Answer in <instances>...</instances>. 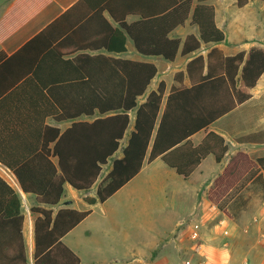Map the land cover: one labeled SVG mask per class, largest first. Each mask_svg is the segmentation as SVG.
<instances>
[{
	"label": "trees",
	"instance_id": "1",
	"mask_svg": "<svg viewBox=\"0 0 264 264\" xmlns=\"http://www.w3.org/2000/svg\"><path fill=\"white\" fill-rule=\"evenodd\" d=\"M210 1L167 0L160 11L149 15L139 11L142 18L131 24L106 3L141 55L172 62L178 54L196 52L184 69L174 73L175 83L168 90L160 81L147 93L158 72L154 62L84 53L68 61L64 40L49 38L46 29L11 55L0 52V163L15 175L23 193L34 196L30 212L36 215L31 263L23 242L21 199L8 185L2 221L17 224L14 236L19 242V258L10 257V263L80 264L63 236L92 212L91 206L137 175L145 162L160 158L188 178L206 156L213 155L216 163L224 159L229 149L226 138L209 127L251 97L264 73V47L227 55L212 46L205 54L197 53L202 44L225 39ZM234 1L242 8L250 0ZM189 17L198 34L184 39L169 35ZM6 29L9 33L13 27ZM48 120L70 124L61 130ZM131 123L121 154L115 156ZM200 131L205 135L195 144L191 136ZM235 140L261 143L264 132ZM108 162L110 168L95 195L83 197L86 208L63 205L66 184L89 191ZM262 172L264 156H259L241 185L249 181L264 185ZM4 246L17 252L14 243Z\"/></svg>",
	"mask_w": 264,
	"mask_h": 264
},
{
	"label": "rangeland",
	"instance_id": "2",
	"mask_svg": "<svg viewBox=\"0 0 264 264\" xmlns=\"http://www.w3.org/2000/svg\"><path fill=\"white\" fill-rule=\"evenodd\" d=\"M228 2L226 24L223 10L218 12V21L224 24L226 34L222 43L224 48L235 50L233 41L239 44L238 48H246L245 41H249L246 39L251 42L256 37L264 36V1L252 0L242 8L237 7L234 0ZM207 50L208 46L205 45L200 52L206 53ZM151 59L157 65L158 72L148 90L155 88L160 81L165 82L168 90L175 83L174 73L184 69L185 57L179 55L172 63L159 57ZM260 85L251 101L240 105L213 126L224 132L229 144L219 166L221 171L202 183L200 194L204 199L201 215L212 219L216 214L215 219L219 222L216 249H212L209 240L205 239L208 237L210 220L204 224L197 222L188 227L185 234L188 237L195 234L194 231L200 232L205 239V252L199 254L194 250V254H187L185 261H179L175 254L178 247L171 241L165 248L172 256L169 264H264V185L258 181H249L244 185L240 183L242 177L256 167V158L264 156V142L235 140L251 132H264V79ZM145 95L138 98V103ZM133 116L134 112H131L132 119ZM131 127L132 123L115 156H120ZM109 168L110 162L103 166L98 181L89 191L70 188L74 196L71 202L73 207H87L82 200L85 193L95 195L97 184ZM262 176L264 179V172ZM189 193V186L182 176L160 158L145 162L140 172L112 196L91 206L93 214L71 235L75 241L80 240V264H142L145 259L139 254L145 253L156 241L160 243V238L167 236L178 221L177 213L187 209L188 203L185 201ZM86 228L91 230L90 235L84 233ZM183 228L179 226V229ZM195 235L192 236L196 238ZM193 237L192 244L195 240Z\"/></svg>",
	"mask_w": 264,
	"mask_h": 264
},
{
	"label": "crops",
	"instance_id": "3",
	"mask_svg": "<svg viewBox=\"0 0 264 264\" xmlns=\"http://www.w3.org/2000/svg\"><path fill=\"white\" fill-rule=\"evenodd\" d=\"M210 2L215 8V19L217 25L223 29L224 24H220L218 21V12L221 9L223 10V13L226 15V24V11L227 4L229 2L228 0H211ZM250 2H252V0H250L249 3ZM106 3L116 10L118 18H123L126 24H131L142 18L139 11L142 10L148 15L156 11H160L162 7L167 5V0H3L0 1V52H4L6 55H11L23 44L36 36L39 32L46 29L47 36L49 38L55 37L57 39L56 41L59 42L64 40L63 46L66 52L64 59L68 61H71L75 56L84 53L91 56L104 55L116 59L125 58L154 62L151 59L153 57H145L137 51L133 40L126 33V30L120 24L119 20L115 19L113 14L106 7ZM194 3H196V0H194ZM126 10L129 12H126ZM10 27H13V29L8 33L10 30H7L6 28ZM188 34H198V27L191 22L190 17L185 20L183 24H179L173 28L169 35L184 39V37ZM224 40L220 43L202 44L197 53H202L200 50L205 45L208 46V50L212 46H218L227 55L235 54L241 50H248L252 46L264 47V36L256 37L255 40L251 42L250 39H246L249 40L245 41L246 48H238L237 45L239 44L233 41L232 43L236 44L235 50H228L224 48L222 46ZM195 54L196 52L184 56V65H186L188 60H190ZM179 55L182 56L181 54H178L177 57ZM262 79H264V73L261 75L256 85L251 89V97L243 104L251 101L255 97L261 87L260 82ZM150 90H147V93ZM144 99L141 102H143ZM236 109H234L228 115L232 114ZM221 119L214 122L209 127V129H212L225 137V134L222 130H217L215 127H213L214 124H216ZM48 123L60 127L61 130L65 129L70 124L69 122L57 124L51 120H48ZM204 135L205 132L200 131L191 136V140L197 144ZM19 148H21V146ZM221 163L222 161L220 163H216L214 156L208 155L201 161L198 167L190 174L188 178H184L182 176L184 183L189 186L190 189L188 198H186L185 201L188 203L187 209H185L183 212L177 213L178 221L167 233L166 237L160 238V243L159 240L156 241L148 251L143 254H139L145 259L142 264H169L168 262H170V258L172 256L169 255L165 248L171 241L175 242L178 247V250L175 254L176 258H178L177 260L179 261L182 259L185 261L184 258L187 256V254H194V250H197L199 254L205 252V249L203 248V240L205 241V239L209 240L210 247L212 249H216L215 243L218 240L219 222H217L215 219L216 214L213 215L212 219L208 218L205 214L201 215L202 203L204 199L200 196V194L202 192V183L207 182L210 178H214L217 173L221 171L219 167ZM213 170L216 172L212 174L211 172ZM12 176L13 173L11 170L0 163V264H14L10 263L9 258H19V242L18 238L14 236L16 234L17 224L15 222L10 223L8 221H2L5 205L8 201V197L10 196L8 189L9 186H11L16 191V193H18L21 199L20 212L24 216L22 224L23 242L29 261L32 263L33 221L36 215L30 212V207L34 204V196L32 194L23 193L19 187V184L13 182ZM70 188L71 187L66 184L65 194L63 196L62 202L65 206L67 205L73 207L71 202L74 200V196L72 195ZM84 196H86V193ZM77 209L83 208L77 207ZM92 214L93 210L85 219H83L77 226L71 229L62 238V241L79 257L80 254L78 252V243L80 240L78 239L75 241L74 237L71 235L74 234L75 230L81 226ZM207 220H210L208 237L203 239L201 233H197L196 231H194L196 235H192H195L196 238L198 237L197 239L192 235L186 237L185 232L188 227L195 225L197 222L204 224L207 222ZM179 226H184V228L179 229ZM84 233L86 235H90L91 230L86 228ZM192 237L195 239L193 244L191 239ZM8 242L14 243V245H16V253L4 246V243ZM185 242H187L186 245ZM155 249L158 250L156 251V254H154ZM17 264H19L18 261ZM125 264L132 263L130 262Z\"/></svg>",
	"mask_w": 264,
	"mask_h": 264
},
{
	"label": "built area",
	"instance_id": "4",
	"mask_svg": "<svg viewBox=\"0 0 264 264\" xmlns=\"http://www.w3.org/2000/svg\"><path fill=\"white\" fill-rule=\"evenodd\" d=\"M12 179H13V182H15V183H18L17 182V179H16V177H15V175L13 174V176H12ZM186 264H189V263H186ZM197 264H202L201 262H199V263H197Z\"/></svg>",
	"mask_w": 264,
	"mask_h": 264
}]
</instances>
